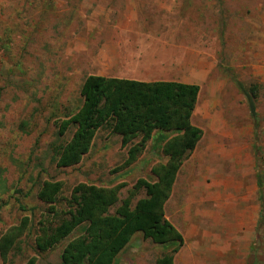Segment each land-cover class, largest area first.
Instances as JSON below:
<instances>
[{
    "label": "rangeland",
    "instance_id": "obj_1",
    "mask_svg": "<svg viewBox=\"0 0 264 264\" xmlns=\"http://www.w3.org/2000/svg\"><path fill=\"white\" fill-rule=\"evenodd\" d=\"M98 2L0 0V234L23 217L29 221L0 264H24L31 257L34 264H62L64 245L83 233L79 227L52 248L37 249L41 223L51 228L65 217H55L38 199L44 180L63 185L59 211L67 209L65 198L79 182H125L113 213L137 178L153 180L151 167L167 160L161 146L172 134L155 132L137 159L117 170L129 144L105 126L79 163L55 164L59 146L74 130L59 135L57 121L81 105L84 78L128 75L121 60L112 65L97 58L106 40L118 36L120 18L118 11L98 10ZM176 6L160 14L169 31L165 38L174 42L168 50L162 43L161 51L171 57L129 74L199 86L192 123L200 137L165 203V217L183 236L174 263L264 264V0H176ZM236 81L252 89L254 115ZM142 196L139 191L132 204ZM171 247L136 232L114 264H154Z\"/></svg>",
    "mask_w": 264,
    "mask_h": 264
},
{
    "label": "trees",
    "instance_id": "obj_2",
    "mask_svg": "<svg viewBox=\"0 0 264 264\" xmlns=\"http://www.w3.org/2000/svg\"><path fill=\"white\" fill-rule=\"evenodd\" d=\"M236 84L247 96L254 115V105L248 96L252 89L242 87L239 81ZM79 92L82 102L78 109L57 121L59 135H65L70 127H74L70 138L58 148L57 167L79 163L89 151L97 131L105 126L121 137L123 146L129 144L126 158L117 170L131 165L155 132L172 134L164 137L161 146L167 160L151 167L153 180L137 178L113 213L109 209L118 203L119 191L126 186L125 182L106 186L79 182L65 198L67 209L59 211L56 203L63 185L60 181L44 180L36 194L38 199L48 204L49 213L65 217L51 228L41 223L35 237L37 249H50L82 227L83 233L64 245L61 263L114 264L131 237L141 232L153 243L172 246L156 257L154 264H175L174 257L183 244V236L165 217V203L184 157L195 148L200 137V129L192 123L199 86L177 80L142 81L89 74ZM257 178L261 186L260 173ZM139 191H143L144 196L132 204ZM28 223V218L23 217L18 224L0 234V258L3 261L27 230ZM34 263L35 258L31 257L24 264Z\"/></svg>",
    "mask_w": 264,
    "mask_h": 264
},
{
    "label": "crops",
    "instance_id": "obj_3",
    "mask_svg": "<svg viewBox=\"0 0 264 264\" xmlns=\"http://www.w3.org/2000/svg\"><path fill=\"white\" fill-rule=\"evenodd\" d=\"M97 9L106 11L107 14L118 11L120 18L115 28L117 37L107 39L103 47L97 52V58L108 60L115 65L121 60L126 68L115 77H124L142 81L176 80L163 78L131 77L137 66H158V61L170 58V52L162 54V43L167 44V50L173 48L174 42H170L168 28L161 21V12L171 13L175 11L176 0H99ZM129 20L130 23H129ZM134 36L136 44L131 46V37ZM149 44V45H148ZM159 44V45H158ZM139 59V60H138ZM157 64V65H156ZM189 83L188 81L177 80ZM191 83V82H190ZM258 147H256V150ZM264 215V212H263ZM262 215V216H263ZM261 217V215H260ZM255 220V219H254ZM257 221V220H255Z\"/></svg>",
    "mask_w": 264,
    "mask_h": 264
}]
</instances>
